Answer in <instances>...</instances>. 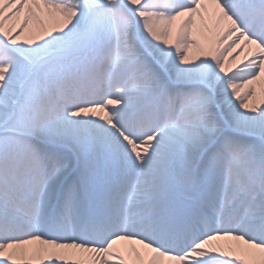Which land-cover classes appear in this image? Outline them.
<instances>
[{
	"label": "snow or ice",
	"instance_id": "obj_1",
	"mask_svg": "<svg viewBox=\"0 0 264 264\" xmlns=\"http://www.w3.org/2000/svg\"><path fill=\"white\" fill-rule=\"evenodd\" d=\"M0 264H264V0H0Z\"/></svg>",
	"mask_w": 264,
	"mask_h": 264
}]
</instances>
